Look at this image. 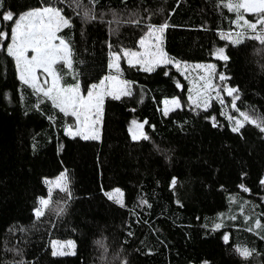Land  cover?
Segmentation results:
<instances>
[{
	"label": "trees",
	"instance_id": "obj_1",
	"mask_svg": "<svg viewBox=\"0 0 264 264\" xmlns=\"http://www.w3.org/2000/svg\"><path fill=\"white\" fill-rule=\"evenodd\" d=\"M41 2L4 0L0 11L20 14ZM224 2L99 0L96 18L85 20L68 0L63 7L73 27L59 35L70 43L74 72L62 69L63 85L76 83L77 74L82 90L98 83L110 73L112 50L137 48L147 25L167 21L163 48L170 57L215 64L239 89V110L264 117V45L247 37L239 45L221 39V32L239 31ZM0 29L9 33L6 46L11 23L0 19ZM221 47L228 61L215 59ZM121 69L122 78L133 82V95L106 98L101 138L83 140L65 134L69 117L50 101L37 110V95L0 51V264H264V227L248 230L256 219L264 226V133L251 124L233 132L215 100L207 112L189 106V79L175 67L148 73L122 59ZM173 98L183 107L165 115L163 102ZM225 101V111L239 117L231 98ZM132 120L148 122L143 131L149 140H132ZM64 171L72 199L53 194L55 208L37 221L33 209L38 197L47 198L44 181ZM117 188L125 207L106 195ZM53 240L74 241L75 255L53 256Z\"/></svg>",
	"mask_w": 264,
	"mask_h": 264
},
{
	"label": "snow or ice",
	"instance_id": "obj_2",
	"mask_svg": "<svg viewBox=\"0 0 264 264\" xmlns=\"http://www.w3.org/2000/svg\"><path fill=\"white\" fill-rule=\"evenodd\" d=\"M67 2L68 0H43L39 6L20 14L11 10L0 11V19L11 23L10 42L6 46L4 42L9 39V33L0 29V51H5L6 55L12 58L18 79L37 95V110H39L40 103L46 99L65 117L74 119L75 124L65 129L66 135L72 138L80 137L83 140H99L106 98L120 100L133 95V82L122 78L121 58L126 61L129 67L138 68V70L148 73L156 71L158 68L167 69L172 66L177 72L188 78L187 63L170 57L163 48L164 33L171 27L165 21L158 26L147 25L146 33L138 40V50L121 47L110 52L107 67L115 75H106L98 83H91L84 90L77 78L78 74L73 77L76 79V83L62 85L61 81L65 74L62 69H68L69 73L74 72L70 43L59 35L63 29L73 27V21L63 7ZM98 2L99 0H84V2L74 0L75 9H78L77 15L82 16L85 20H94L96 17L93 14V8ZM58 4L60 6H57ZM222 6L235 14L232 23L239 31L221 32V39L229 40L232 45H239L247 37L264 45V0H226ZM3 7L4 0H0V9ZM248 16H251L252 19H248ZM135 23L139 24L140 21L137 20ZM109 48L111 49L112 45H109ZM213 55L215 59L221 61L230 59L225 54L223 47L217 48ZM193 68L203 72V74L197 73L191 81L192 88L189 89L188 99L194 108L207 112L212 106V101L215 100L221 105L220 115L228 120L233 132L239 133L246 124H251L264 133V117L257 118L239 110L237 106V101L240 99L239 89L227 83L231 77L226 76L223 72H217L216 65L212 63L195 64ZM164 75H169V72L165 71ZM177 87H182L179 82H177ZM225 95L231 98V109L238 112L240 118L225 111V108L228 107L224 99ZM163 103L165 115H168L170 106L171 110L183 107L179 98H173L171 101L165 100ZM206 119H209L214 127L217 126L216 116L209 115ZM147 123V121L143 123H138L136 120L131 121L129 132L133 141L150 139L149 135L143 131L144 125ZM44 183L48 185L47 198L38 197L37 204L33 209V215L37 221L45 216L46 211L51 210L52 185L64 193L68 200L72 199L67 171L62 172L55 180L46 179ZM260 184L264 186V179L260 180ZM175 185L176 179L173 178L171 186L174 188ZM240 188L244 192H250V189L243 184L240 185ZM106 195L108 199L125 207L123 192L119 188L111 193H106ZM143 203L151 207L146 200ZM247 219L246 217V221ZM220 227V223L215 224L216 229ZM253 227L261 229L264 226L261 225L259 219H256L248 230H252ZM129 234L131 235V233ZM223 239L227 243L229 235L225 234ZM51 248L53 256L75 255V243L72 240L63 242L53 240ZM238 251L244 257L250 254L246 249H238ZM19 264H23V262L21 261Z\"/></svg>",
	"mask_w": 264,
	"mask_h": 264
},
{
	"label": "rangeland",
	"instance_id": "obj_3",
	"mask_svg": "<svg viewBox=\"0 0 264 264\" xmlns=\"http://www.w3.org/2000/svg\"><path fill=\"white\" fill-rule=\"evenodd\" d=\"M121 19H123V15H118L117 16V20L119 21V20H121ZM146 33V32H145ZM136 45H134V47H135ZM132 48V49H136V50H138V48ZM29 55H31V54H29ZM122 59L123 58H121V61H122ZM121 61H120V64H121ZM188 65V64H187ZM195 65V64H194ZM58 67H60V66H58ZM183 70V69H182ZM197 73H200V74H203V72H202V70H200V69H195V68H193V65H188V72H187V75H188V79H189V82H190V88H192V83H191V81L193 80V78L197 75ZM108 75H115V73L114 72H111L110 71V73L108 74ZM214 82H218V81H214ZM61 83H62V81H61ZM62 85H63V83H62ZM226 96V95H225ZM225 96H224V99H225ZM172 99H170L169 101H171ZM189 106H192V104H191V102L189 101ZM193 107V106H192ZM164 108H165V105L163 104V111H164ZM176 109H178V108H176ZM175 109V110H176ZM172 111H174V110H171V106H170V110H169V112H168V114L170 113V112H172ZM227 113H229L228 111H226ZM232 115H234L233 113H232ZM238 118H240V117H238ZM242 119V118H241ZM69 124H68V126H70V125H74L75 124V121H74V119L72 118V117H69ZM101 134H102V125H101V128H100V138H101ZM52 189H53V194H57V195H63V194H61L62 192H60L59 191V189L55 186V185H52ZM54 196H53V200H54ZM60 198H57V202H58V200H59ZM55 207H54V205H52V204H50V209L51 210H53ZM63 242V241H62ZM98 247H99V253H100V256H101V258L102 259H106V258H108V252L105 250V248H104V245L100 242L99 243V245H98ZM101 259V260H102Z\"/></svg>",
	"mask_w": 264,
	"mask_h": 264
}]
</instances>
